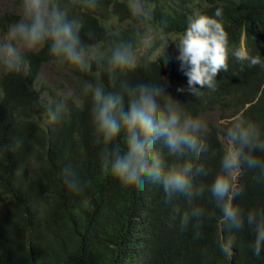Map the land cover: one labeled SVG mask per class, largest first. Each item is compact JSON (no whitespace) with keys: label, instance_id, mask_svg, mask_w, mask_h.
I'll return each instance as SVG.
<instances>
[{"label":"trees","instance_id":"16d2710c","mask_svg":"<svg viewBox=\"0 0 264 264\" xmlns=\"http://www.w3.org/2000/svg\"><path fill=\"white\" fill-rule=\"evenodd\" d=\"M82 2V0H77ZM154 5L153 14L146 17L132 10L129 0H99L94 9L67 3L72 14L82 21V39L103 54L110 52L117 39L143 37L150 25H160L164 35L177 36L187 27L188 17L194 12L203 15L222 8L216 0H148ZM210 5V8L202 9ZM230 16L224 32L231 34L226 45L227 71L216 75V88L205 95L208 103L225 98L235 106V112L245 104L257 102L241 115L256 122L264 120V60L259 64L240 63L239 42L243 34L251 53L256 46L251 42L255 34H264V0H242L241 6H228ZM125 23L126 28L109 33L101 20L106 15ZM19 17H0V29ZM157 23V24H156ZM259 33V34H258ZM173 46V44H172ZM168 46L171 55L153 60L155 50H148L140 58L137 69L129 74L139 79L149 69L161 68L167 76V91L187 86L176 59L178 51ZM166 46L160 50H165ZM52 64L58 71L70 70L78 77L73 83V94L65 104L69 111L64 120L50 123L49 105L34 95L22 78L3 73L0 76V264H203L201 249L207 248L209 264H228L225 254L217 248L219 210L206 197L205 207L214 216L206 220L199 239H194L191 228L181 230L179 218L172 206L163 199L162 188L142 178L138 172L114 176L99 161L100 146L95 142L90 119V95L82 90L86 78L71 68L52 63L44 50L27 58V69L37 73L38 67ZM218 87V91H217ZM184 99L192 95L179 92ZM8 107L11 110H3ZM193 110H203L194 106ZM19 122V131L11 136V116ZM260 114V116H254ZM240 115V116H241ZM214 144V135H211ZM120 139V138H118ZM217 144V143H216ZM15 148V153L10 152ZM202 152L194 163L207 169L214 161L219 163L221 149ZM166 151V149H164ZM166 163L175 157H165ZM66 165L76 169V179L85 184L83 192L68 189L61 170ZM241 184L243 194L237 199L244 209L264 207V177L258 170L246 168ZM209 178L204 177V182ZM183 207V198L176 202ZM253 230L246 227L243 252L235 264H264V250L256 257L251 245Z\"/></svg>","mask_w":264,"mask_h":264},{"label":"clouds","instance_id":"9594fccd","mask_svg":"<svg viewBox=\"0 0 264 264\" xmlns=\"http://www.w3.org/2000/svg\"><path fill=\"white\" fill-rule=\"evenodd\" d=\"M67 1L14 0L13 8L0 14V17H19L7 31L0 29L5 33L0 37V76L7 73L22 78L43 104L54 103V95L57 96V103L47 108L50 123L65 119L69 111L65 101L73 90L61 96L62 89L44 86L39 79L41 69L50 65L60 75H63L62 71H68L72 76V72L58 71L52 64L45 63L35 74L28 71L27 58L46 50L53 64L89 77L82 81V90L90 95V119L95 142L100 146L101 166L118 177L138 172L145 180L160 186L165 203L172 206L173 213L179 218L180 229L191 228L194 239L200 238L205 221L214 216L203 203L207 197L219 210L217 248L225 254L228 264H235L243 252L246 227L254 232L251 248L259 257L264 250V207L244 209L237 198L245 190L241 182L247 174L246 168L258 170L264 177V120L256 122L241 115L257 102L260 93L237 113L235 106L226 103V97L218 98L217 104L214 100L207 103L204 98L216 88L217 73L228 70L226 45L231 34L224 32L223 20L228 21L227 17L231 15L227 7H239L242 0H216L213 4L222 8L208 16L194 12L188 17L186 29L177 36L164 35L157 23L150 25L147 30H156L159 38L156 34L153 38L147 36L145 30L143 37L136 34L130 40L117 39L107 54L82 39V21L79 15L72 14ZM69 1L77 4L78 10L94 9L99 2ZM144 2L149 9L139 13L150 17L154 5L148 0ZM207 6L210 8V5H204L202 9ZM17 9L20 14L15 12ZM153 15L154 18L156 15ZM108 17L113 18L107 14L101 20L104 28H107L104 22ZM107 29L109 33L121 31L114 27ZM251 42L256 47L250 53L245 37L241 35L239 55L242 65H255L264 60V34H255ZM164 46L166 49L161 51ZM168 46L173 47L172 53L178 51L179 69L187 77V86L171 92L174 98L166 90L167 76L161 68L149 69L136 80L129 78L138 67V59L144 58L149 49L155 50L151 58L156 61L171 55ZM72 81L77 82L78 77L72 76ZM179 92H188L192 96L184 99ZM194 106L204 109L193 110ZM3 110L11 109L4 107ZM213 110L226 112L224 116L220 114L222 120L232 119L222 131L224 144L219 139L218 128L208 126L201 118ZM10 120L12 136L19 131V122L13 114ZM212 134L214 144L210 141ZM210 146L221 149L219 163L211 160L214 162L205 169L194 160L202 152H211ZM6 150V145L0 147V154ZM10 152L15 153V148H10ZM165 157H175V161L166 163ZM61 173L69 190L84 191L85 184L76 179V169L72 165L63 167ZM204 177L209 179L204 182ZM181 198L185 202L183 207L176 203ZM201 256L203 264H209L211 256L207 248L201 249Z\"/></svg>","mask_w":264,"mask_h":264},{"label":"rangeland","instance_id":"374dc122","mask_svg":"<svg viewBox=\"0 0 264 264\" xmlns=\"http://www.w3.org/2000/svg\"><path fill=\"white\" fill-rule=\"evenodd\" d=\"M13 2L14 0H0V14L6 11H10L13 8ZM131 6H132L131 7L132 10H134L137 13L138 12L145 13V10L149 9L146 7L144 0H133L131 1ZM15 12L20 14L19 9H17V11ZM104 25L107 28L108 27L109 28L114 27L115 29L116 28H126V26H124L125 24L117 23L113 18H109L107 21H105ZM156 33L157 31L154 29L149 28L147 30V36H150L151 38H153ZM4 35L5 33L0 31V37H3ZM156 35L159 38V35L158 34ZM139 55H141V51L139 52ZM62 72H63V75L57 74L56 72H54V70L52 69L50 65H44L43 68L41 69L39 79L42 82V84L46 87H51V88L56 87V88L62 89V91L59 94L61 96H65L67 93L71 92V89L72 90L74 89V86H73L72 76L70 75V73L68 71H62ZM41 98L45 99V97H41ZM214 110L212 112L206 113L201 118L206 121L208 126L213 125L218 128V130L220 131L219 139L224 144V138L222 135V131L223 129L226 128L227 124L232 121V119L227 118V119L222 120L220 118V114L224 116L226 115V112L219 111V110L214 111Z\"/></svg>","mask_w":264,"mask_h":264}]
</instances>
